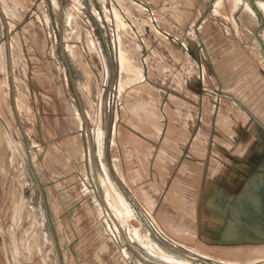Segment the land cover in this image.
Wrapping results in <instances>:
<instances>
[{
	"label": "rangeland",
	"instance_id": "1",
	"mask_svg": "<svg viewBox=\"0 0 264 264\" xmlns=\"http://www.w3.org/2000/svg\"><path fill=\"white\" fill-rule=\"evenodd\" d=\"M199 2L0 0V264H264V135L217 164L194 117L264 115V43L224 35L241 0Z\"/></svg>",
	"mask_w": 264,
	"mask_h": 264
},
{
	"label": "crops",
	"instance_id": "2",
	"mask_svg": "<svg viewBox=\"0 0 264 264\" xmlns=\"http://www.w3.org/2000/svg\"><path fill=\"white\" fill-rule=\"evenodd\" d=\"M198 1L200 2L198 3V6L194 8L195 12L197 13V12H200L201 10L204 12V7H203L204 0H198ZM241 1L242 3H240L239 8L233 11V13L234 12L237 13L239 9H242V12L249 15L251 17V20L250 22H248L244 18H241L240 15H236V17L232 16L233 22L232 20H230V18L226 19L224 23H219V25H222V27H224V35L228 37V39H230L231 42L236 41V42H241V43H255V42L264 43V0H241ZM245 5H248V7H250L254 11V14L246 10ZM212 11L216 12L215 11V1L213 3ZM199 17H201V14H199ZM203 23L204 21H202L200 24L197 25L198 29L199 28L201 29ZM162 39L163 40H160L162 43V45L160 46L162 48L160 56L163 57L164 59L166 58L168 61L172 59V55L167 48L173 47L174 49H176L175 51L180 52L181 54H186L184 53V46H185L184 42H188V41H186V38H184V35L180 36V38L178 36V39H177V37H172V35H169L168 31H166V33L165 32L163 33ZM187 39H189L190 41L194 42L197 45L200 44V47H201V42H203L201 40V37L198 38L196 35L188 36L187 34ZM160 41L158 42V44L160 43ZM195 48L196 47L194 46L192 51H194V53L198 52V56L200 57L203 56V50L200 48L196 52ZM178 65H179V68L182 69V73L179 70H177L176 72V74H178L177 81L176 83L173 84L174 87H170V88L172 90H176L180 92L182 90H185L189 86V83L184 81L185 68L184 69L182 68L184 65L183 59L180 62H177L176 66ZM198 71L199 70L196 71V78L199 81L200 74ZM205 74L207 73L206 72L203 73V78H202L203 81L205 80V77H206ZM194 75H195V72H194ZM182 77H183V81H181ZM202 85L206 86L204 82H202ZM211 89L213 91H217L218 88L211 87ZM194 96L198 97V100H199V96H196V95ZM211 97L209 96V101ZM229 99L230 97L224 96V98L222 97V98H219L218 100L217 94L215 93L214 104L210 103V105L213 107H216L217 104H221L223 101H227ZM222 106H225V105H222ZM243 112L245 113V111ZM194 117L198 119L200 124H204L205 127H206V123H208L207 122L208 120L209 121L208 127L213 128L212 130H213L214 135L211 137L212 142L210 144V150H211L210 153L214 155V161L217 164H220L222 162L226 163V160L228 161V159L225 158L223 160V157H228V156H231L234 159L239 158L241 162H239L238 164L240 165L243 164L246 158L241 157L243 155L242 152H240L239 154L233 152L232 145L235 143L237 146L238 145L240 146L242 142L241 134L243 132L254 130V132H258L259 134L263 133L264 135V115L262 117L260 116V118L258 117L252 118L250 115H247L245 113L244 116H242L243 118H241V119H245L244 120L245 122H242V120L239 121L238 119L240 118L237 119V117L234 116L230 112H228L225 117L224 116L219 117V115L217 114L214 122H212L211 117L208 118L207 116H201V115L198 116V118H197V115H195ZM189 121L192 122L194 120L193 118H189L187 122ZM198 130H199L198 131L199 133L202 131L201 126L199 127ZM205 210L208 211L207 209Z\"/></svg>",
	"mask_w": 264,
	"mask_h": 264
},
{
	"label": "bare ground",
	"instance_id": "3",
	"mask_svg": "<svg viewBox=\"0 0 264 264\" xmlns=\"http://www.w3.org/2000/svg\"><path fill=\"white\" fill-rule=\"evenodd\" d=\"M184 61H186V60H184ZM188 67V66H187ZM102 162V161H101ZM102 170H103V178H104V180L110 185V187L111 188H113V189H115L114 188V185H113V183H112V181L110 180V178H109V175L107 174V171L105 170V166H104V164H102ZM115 191H116V189H115ZM117 196H118V201L120 202V203H123V199H122V197H121V195L119 194V193H117ZM147 248V247H146ZM148 249H150V248H148ZM153 251V250H152ZM152 251H150V252H152ZM153 253H155V252H153ZM157 253V252H156ZM155 256H156V254H155ZM158 256V255H157ZM159 256H160V253H159ZM158 256V257H159ZM161 257V256H160ZM176 262H178V261H176ZM182 262V261H181ZM181 262H179V264L181 263ZM183 263V262H182ZM177 264V263H176ZM184 264V263H183ZM186 264V263H185Z\"/></svg>",
	"mask_w": 264,
	"mask_h": 264
}]
</instances>
